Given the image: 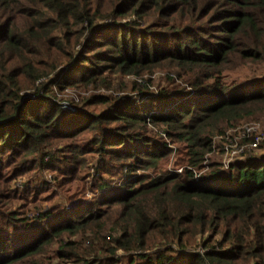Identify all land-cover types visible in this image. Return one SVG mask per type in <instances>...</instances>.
I'll return each instance as SVG.
<instances>
[{
	"label": "trees",
	"instance_id": "1",
	"mask_svg": "<svg viewBox=\"0 0 264 264\" xmlns=\"http://www.w3.org/2000/svg\"><path fill=\"white\" fill-rule=\"evenodd\" d=\"M153 67L167 75L155 91ZM126 74L131 98L53 96L121 91ZM253 119L264 0H0V198L34 168L68 184L86 153L100 181L87 204L5 214L0 264H264V143L200 171L223 151L214 136ZM173 143L185 159L166 169Z\"/></svg>",
	"mask_w": 264,
	"mask_h": 264
},
{
	"label": "rangeland",
	"instance_id": "2",
	"mask_svg": "<svg viewBox=\"0 0 264 264\" xmlns=\"http://www.w3.org/2000/svg\"><path fill=\"white\" fill-rule=\"evenodd\" d=\"M150 72L151 73L144 74L146 77L151 75V78L153 79V84L150 86V90L155 91L161 86L165 85L164 80L167 75L164 71L161 70V67H153ZM115 77L116 74L106 75V79L108 81H112L111 79H114ZM118 77L120 78L119 81L125 84L123 90L121 91H118L113 87H104L101 85L96 87L88 86L87 88L81 86L76 90L68 88L64 92H60V90L54 88L53 96L62 100L66 99L67 95L77 93L82 98L89 97L91 95L101 97L106 96L108 97L107 99H109V101H112L120 96H126L130 98L133 97L136 93L133 91V88H131L129 82L131 76H129V74H126L125 76L118 75ZM86 108L89 110H94L96 108L104 109L105 106L92 105L90 107L86 106ZM247 123H249V125L254 123L258 127V132H264V121H260L257 119L241 121L237 125L227 128L224 131L223 135L214 136V145L220 148V145L224 143L225 138H228V143H244L241 131L239 129H241L242 126ZM225 135L226 137H224ZM76 143L80 145L81 141H78ZM228 143H225V145ZM59 145L62 151L65 145ZM171 149V156L169 157L166 169H171V167H173V163L178 161L179 159H185L183 146L173 143L171 144ZM63 151L64 153L69 152L67 150ZM207 158L208 159L203 162L204 168L200 170L201 172L206 171L207 166L205 165H207L208 162H211L212 159H215L217 161H221L223 159V161L226 162L227 153L226 151L220 152L219 150H215ZM77 159L79 161V169H77L76 171L75 178L68 184L63 183L60 175L61 173L59 171H51L48 168H34L33 171L26 174L16 175L14 176V178H11L12 173H10V180L6 181L5 188L2 191V198H0V221L4 220L5 214L10 215L14 213L15 215L18 214L20 216H30L33 214V212L40 209H47L50 207L55 209V207L62 208L63 206L78 207L80 205H83L84 203L87 204L89 200H93L97 193H99L97 183L100 182L98 179H96L95 176L96 157H94L93 154L86 153L82 158ZM180 168L181 167L177 168V170H180ZM102 177L105 180L111 179L107 174H103ZM31 180L34 185L38 187L37 190L41 192L36 198H33V194L28 192L27 187H30ZM41 183H44V185L42 186ZM66 189H69V191H67ZM82 189L83 191L80 192ZM50 247L47 249L46 254L51 253ZM119 255L120 257H122L121 253H119ZM40 258L42 257L40 256ZM43 261L47 260L43 259Z\"/></svg>",
	"mask_w": 264,
	"mask_h": 264
},
{
	"label": "built area",
	"instance_id": "3",
	"mask_svg": "<svg viewBox=\"0 0 264 264\" xmlns=\"http://www.w3.org/2000/svg\"><path fill=\"white\" fill-rule=\"evenodd\" d=\"M34 98V97H33ZM63 106L69 109V106H72L68 103H63ZM70 110V109H69ZM241 135L243 137L244 143L240 144L237 142L228 143V138H225L223 143V151L227 153V160L226 162L221 160L223 167L226 168L228 165L235 159H240L244 156L245 152L250 149H257L259 146L264 143V132L257 131L258 127L254 123L249 125V123L244 124L241 129ZM226 137V135L224 136ZM225 143H228L225 145ZM181 170V169H180ZM177 170V171H180Z\"/></svg>",
	"mask_w": 264,
	"mask_h": 264
},
{
	"label": "water",
	"instance_id": "4",
	"mask_svg": "<svg viewBox=\"0 0 264 264\" xmlns=\"http://www.w3.org/2000/svg\"><path fill=\"white\" fill-rule=\"evenodd\" d=\"M33 97H34V95L32 93H25V95L22 97V100L31 99ZM69 109L72 110V111L76 110V108L74 106H69Z\"/></svg>",
	"mask_w": 264,
	"mask_h": 264
}]
</instances>
